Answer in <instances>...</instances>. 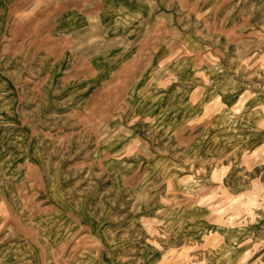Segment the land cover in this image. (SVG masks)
<instances>
[{
    "label": "rangeland",
    "instance_id": "rangeland-1",
    "mask_svg": "<svg viewBox=\"0 0 264 264\" xmlns=\"http://www.w3.org/2000/svg\"><path fill=\"white\" fill-rule=\"evenodd\" d=\"M142 1L0 14V264H264V0Z\"/></svg>",
    "mask_w": 264,
    "mask_h": 264
},
{
    "label": "crops",
    "instance_id": "crops-1",
    "mask_svg": "<svg viewBox=\"0 0 264 264\" xmlns=\"http://www.w3.org/2000/svg\"><path fill=\"white\" fill-rule=\"evenodd\" d=\"M30 1V0H29ZM38 1L45 0H0V14L13 13L15 9L29 10L42 9L40 5H35ZM51 4L44 5V8L54 9V32L60 37H69L74 33H78L80 25L87 23L88 18L93 15L94 4H99L100 13L109 23L107 37L130 36L132 29L140 25L147 19H156L158 13L157 5H151L142 0H51ZM62 2H65L62 5ZM146 3V5H145ZM155 3V2H154ZM148 6L150 7L148 9ZM64 8V9H63ZM64 11H63V10ZM164 17H168L166 13ZM172 18V15L170 16ZM111 24V25H110ZM131 30V31H130Z\"/></svg>",
    "mask_w": 264,
    "mask_h": 264
}]
</instances>
